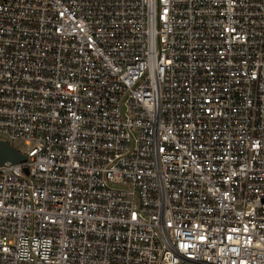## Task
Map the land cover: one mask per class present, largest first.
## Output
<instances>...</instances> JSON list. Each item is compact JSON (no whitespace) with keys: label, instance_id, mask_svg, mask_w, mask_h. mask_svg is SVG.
I'll list each match as a JSON object with an SVG mask.
<instances>
[{"label":"built area","instance_id":"obj_1","mask_svg":"<svg viewBox=\"0 0 264 264\" xmlns=\"http://www.w3.org/2000/svg\"><path fill=\"white\" fill-rule=\"evenodd\" d=\"M0 141V264H264V0H0Z\"/></svg>","mask_w":264,"mask_h":264},{"label":"water","instance_id":"obj_2","mask_svg":"<svg viewBox=\"0 0 264 264\" xmlns=\"http://www.w3.org/2000/svg\"><path fill=\"white\" fill-rule=\"evenodd\" d=\"M26 157L13 145L0 141V166L5 163L19 164L25 162ZM27 172V169H25Z\"/></svg>","mask_w":264,"mask_h":264},{"label":"rangeland","instance_id":"obj_3","mask_svg":"<svg viewBox=\"0 0 264 264\" xmlns=\"http://www.w3.org/2000/svg\"><path fill=\"white\" fill-rule=\"evenodd\" d=\"M11 143L21 152H25L27 149L23 141H13Z\"/></svg>","mask_w":264,"mask_h":264}]
</instances>
